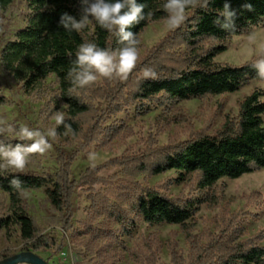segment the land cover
<instances>
[{"label": "trees", "instance_id": "1", "mask_svg": "<svg viewBox=\"0 0 264 264\" xmlns=\"http://www.w3.org/2000/svg\"><path fill=\"white\" fill-rule=\"evenodd\" d=\"M11 1L0 0V5L7 6ZM137 2L146 5L145 13H152L150 19L130 29L137 33L138 38L150 23L164 21L167 14L163 10L165 0ZM225 2L210 0L207 9L188 8L185 23L162 40L137 65L127 81L98 78L102 80L101 84L96 82L71 93L69 90L73 86L67 73L74 66L75 53L80 44L92 42L101 48L113 50L121 45L114 35L95 22L79 33L59 25L63 13L79 18L80 0H30L32 13L26 26L16 33L13 40L4 44L0 42V65L11 81L29 94H42L44 82L54 77L58 93L47 106L48 115L53 117L55 112L63 109L66 123L72 127L69 133L76 138L82 133V118L93 113V121L83 136V148L92 142L100 147L108 146L121 131L117 127L106 129L107 118L131 103L140 106L155 101L161 107H168L182 101L236 93L251 81L264 80L257 75L253 63L231 66L214 62L217 56L227 52L230 39L252 28H264V0H228L236 12V27L228 30L221 28L214 21L223 12ZM245 5H251V10ZM181 47L185 52L178 54L176 49ZM146 66L156 71L157 79L142 78V69ZM86 96L105 100L106 109L96 114L98 111L85 101ZM5 102L6 98L0 92V105ZM56 130L61 137L65 135L63 126ZM76 155L61 158L60 170L54 178L33 173L0 172V196H5L9 201L7 206L5 202L0 205V230H5L10 238L12 228L16 227L25 243V251L36 254L41 250H51L54 246L61 251L63 246L43 235L36 220L28 213L23 198L10 186L9 181L14 175H19L27 191L43 190L59 217L61 231L70 234L74 214L71 197L75 190V183L70 181V177ZM116 162L125 166L128 179L140 175L158 176L169 171L183 176L191 174L197 178L199 193L190 199H172L152 188L123 187L116 191L114 203H111L108 195L99 194L93 198L91 211L83 223L89 246L104 238L113 240L115 236L113 230L108 231L100 225L96 227L93 224L96 220H108L122 234L130 236V228L134 225L132 216L135 215L150 226H180L192 248L188 263L172 250L173 264H264V248L241 240L245 231L239 226L238 219L218 220L219 234L210 236L206 245H201L191 235L189 224L202 205L209 201L210 193L220 180H235L264 169V91H254L246 97L240 103L238 113L235 116L226 115L220 129L212 134L202 131L186 141L147 151L138 159ZM98 171L92 169L85 172L80 184L94 186L100 183L95 177ZM97 252L99 257H107L105 253ZM1 256L7 258L6 254Z\"/></svg>", "mask_w": 264, "mask_h": 264}, {"label": "rangeland", "instance_id": "2", "mask_svg": "<svg viewBox=\"0 0 264 264\" xmlns=\"http://www.w3.org/2000/svg\"><path fill=\"white\" fill-rule=\"evenodd\" d=\"M31 13L30 0H12L7 6L0 5V42L4 44L13 40L16 33L26 26ZM172 33L173 31L166 27L165 20L150 23L138 37V64ZM176 51L178 54L185 52L183 47ZM262 51L264 28L256 27L230 39L227 52L217 56L214 62L217 65L242 66L254 63ZM101 81L97 80V83L101 84ZM43 89L44 95L26 93L11 81L0 65V92L6 98V102L0 105V119L12 123L17 128L27 125L46 131L55 127V120L47 111L48 104L58 93L54 77L44 82ZM254 91H264V80L251 81L236 93L182 101L168 107H161L155 101H148L140 106L131 103L121 112L107 118L104 125L106 129L117 127L121 131L108 146L100 147L98 143L92 142L83 148V136L93 121V113L82 118V136L80 134L74 138L68 133L62 137L57 135L55 139L49 138L52 148L44 155H32L24 173L54 178L60 170L61 158H70L77 154L72 163L70 177V181L75 183L71 197L74 214L71 233H63L58 225L59 217L51 207L45 192L28 191V197L23 198L28 213L36 220L43 235L63 246L61 251H57L54 246L51 250H41L36 254L49 264H173L171 251L174 250L188 263L192 247L180 226H150L134 215L131 234L125 236L117 226L100 218L93 224L108 231H115V236L113 240L104 238L91 247L83 223L91 211L95 196L108 195L111 203H114L116 191L123 187L152 188L172 199H190L196 196L199 193L198 181L191 174L183 176L181 173L169 171L158 176L140 175L128 179L125 166L116 161L138 159L147 151L166 147L173 142L186 141L193 134L202 131L214 133L220 129L225 116H235L240 103ZM85 101L98 111L96 114H101L107 106L103 99H90L86 96ZM60 111L64 112L63 109ZM0 139L11 144L19 142L11 134H4ZM89 153L95 154L94 160H89ZM92 169H99L95 177L100 183L94 186L81 185L82 175ZM8 171L15 172L11 169ZM181 178L184 180L181 181ZM210 195L209 201L202 205L194 219L189 222L191 235L199 240L201 245H206L210 236L219 234L218 220L236 218L239 226L245 231L241 240L251 241L264 248V169L235 180L222 179ZM4 202L6 206L9 204L8 199L1 195L0 205ZM102 222L105 223L104 226L101 225ZM10 235L9 238L5 230H0V264H6L8 259L27 252L16 227L12 228ZM98 250L100 254H107V257H99ZM1 254H6L7 258H3Z\"/></svg>", "mask_w": 264, "mask_h": 264}, {"label": "clouds", "instance_id": "3", "mask_svg": "<svg viewBox=\"0 0 264 264\" xmlns=\"http://www.w3.org/2000/svg\"><path fill=\"white\" fill-rule=\"evenodd\" d=\"M210 0H165L163 10L167 14L165 24L168 30L175 31L180 28L187 19L188 8L207 9ZM146 5L137 0H80L79 18L69 13H63L59 19V25L66 30L77 33L85 29L95 21L100 28L114 35L121 47L116 49L101 48L92 42H84L79 45L75 53L74 66L67 73V78L72 84L71 93L78 89L90 87L98 78L109 81H127L132 72L137 68L140 60L137 33L133 32L134 26L145 19H150L152 13H145ZM251 10V5H245ZM236 12L226 0L223 12L214 23L228 30L236 27ZM257 75L264 79V51H262L253 63ZM142 78L155 80L157 73L150 67L142 69ZM55 127L46 131L21 125L18 128L4 119H0V136L4 134L14 135L19 142L6 144L0 141V172L14 170L17 174H23L30 157L35 154L44 155L51 148L49 138L55 139L58 135L56 128L63 126L65 135L72 132L71 124L66 123L65 113L57 111L52 117ZM27 142V143H25ZM95 154L89 153V160H94ZM22 198H27L29 193L23 188V182L19 175H14L9 181Z\"/></svg>", "mask_w": 264, "mask_h": 264}, {"label": "water", "instance_id": "4", "mask_svg": "<svg viewBox=\"0 0 264 264\" xmlns=\"http://www.w3.org/2000/svg\"><path fill=\"white\" fill-rule=\"evenodd\" d=\"M6 264H49L33 252H25L14 258L8 259Z\"/></svg>", "mask_w": 264, "mask_h": 264}]
</instances>
